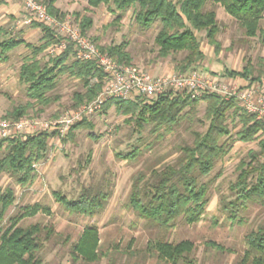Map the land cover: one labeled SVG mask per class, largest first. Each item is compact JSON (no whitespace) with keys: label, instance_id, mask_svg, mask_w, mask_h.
<instances>
[{"label":"rangeland","instance_id":"rangeland-1","mask_svg":"<svg viewBox=\"0 0 264 264\" xmlns=\"http://www.w3.org/2000/svg\"><path fill=\"white\" fill-rule=\"evenodd\" d=\"M37 1L46 6L47 0ZM62 1L68 8L61 12L64 19H68L79 31L82 17L92 19V26L83 36L96 47L125 43L131 63L121 65L134 67L154 77L197 71L220 81H240L242 86L251 84L253 78L264 80V36L257 32L254 37H248L245 28L211 0L206 2L203 11L214 10L216 13L217 45L209 43L205 31L197 32L204 56L187 70L180 69L185 54L167 58L158 55L154 38L161 25L155 23L148 30L140 28L133 8L122 13L113 6L91 8L85 0ZM25 15L27 17L26 11ZM23 19L16 22L0 19L4 31L0 40L23 38L27 43L38 45L39 34L25 33L26 28L32 27L31 24L25 25ZM259 26L264 31V18ZM28 54L29 49L21 45L9 53L7 62L0 63V121H49L83 105L73 108L74 95L82 92L83 88L78 79L66 75L59 76L57 87L50 93L52 99L56 98L53 103L47 107L33 104L26 96L25 86L18 80L19 67ZM48 56H44L45 61ZM244 69L250 71L248 79L231 78L226 73ZM28 103L33 105L27 108L25 115L19 119H7V115L17 107H27ZM205 108L204 102H199L193 111L186 108L182 112V121L167 131L152 124L139 129L135 117L129 119L121 115L113 103L105 108L102 106L99 112L85 118L86 124L92 128L85 125L73 132L71 137L48 143L45 158L34 164L35 179L30 185H16L7 175L0 174V189L11 188L15 194V202L8 209L1 227H7L9 218L17 215L23 206L39 203L47 207L49 213L39 211L24 217L18 224L21 228L34 224L52 228V234L36 253L42 264H170L157 258L154 249L157 239L173 245L182 241L191 242L194 248L189 260L192 264H237L246 248L245 236L264 227V203L247 204L245 210L239 213L241 222L232 223L221 211V201L234 199L229 185L238 175V166L243 161L250 162L249 152H257L258 143L264 137L247 143L238 141L235 132L240 126L233 128L235 121L229 122L230 129L233 128L231 135L221 139L229 147L227 154L202 179L209 186L208 202L198 223L187 225L179 218L164 231L140 219L129 206L131 185L139 174L148 178L151 170H161L165 165L173 164L179 156V148L193 142V133L203 134L206 131L209 122L204 116ZM132 151L137 153L133 160L121 158ZM83 190L108 195L103 210L94 217L65 211L52 195L59 192L68 199H76ZM86 227H95L99 235V260L94 263L73 260V246Z\"/></svg>","mask_w":264,"mask_h":264},{"label":"trees","instance_id":"trees-1","mask_svg":"<svg viewBox=\"0 0 264 264\" xmlns=\"http://www.w3.org/2000/svg\"><path fill=\"white\" fill-rule=\"evenodd\" d=\"M91 8L100 5L113 6L119 12L133 8L135 21L140 28L150 29L155 23L161 25L154 38L158 55L167 58L174 54H185L180 69L187 70L193 64L203 59V52L196 33L205 31L210 44L217 45L215 36L218 33L216 13L214 10L203 11L208 0H85ZM223 8L225 13L237 20L245 28L248 37L256 33L264 36L260 21L264 18V0H211ZM49 15L63 20L64 15L54 7V0L46 1ZM92 26V19L82 17L79 29L82 35ZM32 28L40 29L42 36L38 45L25 42L23 39L9 37L0 40V63L9 60V53L23 45L29 49V54L23 57L18 71L19 83L25 86L27 98L35 105L47 107L56 98L50 93L55 90L59 76L78 79L83 91L75 93L73 108L92 101L102 90L104 74L94 62H81L74 58L73 47L68 45L65 51L55 56H47L46 50L60 42L54 32L45 25L31 23ZM4 31L0 28V36ZM95 44V43H94ZM98 47V46H97ZM117 63L130 65L131 58L126 51L125 43L98 47ZM231 78L248 79L250 71H226ZM260 79L253 78L251 83ZM199 102H204L205 118L209 125L206 131L193 133L191 145L179 148V156L173 164L165 165L161 170H151L148 178L139 174L131 185L129 206L142 220L151 222L160 230H168L173 223L181 218L187 225L198 223L207 206L209 186L203 182L215 168L216 163L228 152V146L221 139L231 135L237 125L239 129L235 137L241 142H252L257 137H264V121L256 120L237 105L234 99L225 100L216 95L205 94L198 99L189 95L160 96L151 101L114 100L116 111L129 119L135 117L137 127L152 124L156 128L171 127L180 123L184 118L182 112L188 108L195 109ZM17 107L7 119H19L26 114L27 108ZM103 106V108H105ZM235 121V122H234ZM230 123L232 129H230ZM91 127L85 119L74 124L67 136L83 127ZM49 135L41 133L27 135L25 138L16 137L0 141V174L7 175L16 185H30L35 179L33 165L42 161L48 149ZM259 150L250 151L249 161L241 162L238 175L229 185L231 201H221V211L232 223H240L239 213L244 211L247 204L264 203V140H260ZM136 151L121 157L133 160ZM54 201L65 211L94 217L105 206L108 195L92 193L83 190L76 199H68L59 192H53ZM15 202V194L11 188L0 189V264H42L36 253L42 243L52 234V228L41 227L37 224L21 228L19 222L27 216H33L39 211L49 213V209L39 204L23 206L19 213L9 218L8 226L2 228L8 209ZM44 233V237L41 235ZM246 248L237 264H264V227L249 232L245 236ZM99 235L95 227H86L77 243L73 246V260L81 259L86 263L99 260L97 255ZM193 244L182 241L170 244L162 239L154 241L157 258L170 264H192L189 256Z\"/></svg>","mask_w":264,"mask_h":264},{"label":"built area","instance_id":"built-area-1","mask_svg":"<svg viewBox=\"0 0 264 264\" xmlns=\"http://www.w3.org/2000/svg\"><path fill=\"white\" fill-rule=\"evenodd\" d=\"M13 1L22 5L27 12V17L23 19L25 25L32 22L41 23L60 39L58 44L46 50L47 55H58L71 45L76 60L94 62L102 71L104 85L92 101L56 119H26L16 122L1 120L0 141L41 133L50 136L49 142L55 139L61 141L74 124L99 112L109 100L151 101L160 96L189 95L191 99H198L202 95L211 94L225 100L234 99L248 115L264 121V80L240 86L235 82L220 81L197 71L154 77L134 67L118 64L83 36L68 19L58 20L49 15L46 6L37 0ZM35 167L36 165H33L34 169Z\"/></svg>","mask_w":264,"mask_h":264},{"label":"crops","instance_id":"crops-1","mask_svg":"<svg viewBox=\"0 0 264 264\" xmlns=\"http://www.w3.org/2000/svg\"><path fill=\"white\" fill-rule=\"evenodd\" d=\"M53 5L60 12H65L66 10H68V8L63 5L62 0H54ZM24 13H25V10H23V8L20 5L14 3L12 0H0V19L1 20L6 19L7 22L8 21L9 22L10 21L16 22L17 20H20V19L22 20L23 18L26 17V15L24 16ZM0 28H1V26H0ZM38 30H40V29H38V28H26L25 33H29V32L32 33L33 32V33L39 34V36H40L39 38H41L42 34H40V31H38ZM23 40L25 41L26 39H23ZM231 82L236 83V81H231ZM237 83H240L241 86L243 85V83L240 81ZM244 84H246V83H244ZM36 204H39V203H36ZM39 205H41V204H39ZM42 207H44V206H42Z\"/></svg>","mask_w":264,"mask_h":264}]
</instances>
